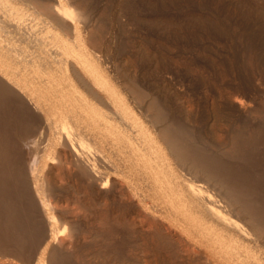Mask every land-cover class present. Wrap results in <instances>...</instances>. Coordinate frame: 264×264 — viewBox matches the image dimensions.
Segmentation results:
<instances>
[{
	"label": "bare ground",
	"instance_id": "1",
	"mask_svg": "<svg viewBox=\"0 0 264 264\" xmlns=\"http://www.w3.org/2000/svg\"><path fill=\"white\" fill-rule=\"evenodd\" d=\"M89 8L0 0V264H264V12L191 13L150 50ZM194 19L236 44L211 70Z\"/></svg>",
	"mask_w": 264,
	"mask_h": 264
},
{
	"label": "rangeland",
	"instance_id": "2",
	"mask_svg": "<svg viewBox=\"0 0 264 264\" xmlns=\"http://www.w3.org/2000/svg\"><path fill=\"white\" fill-rule=\"evenodd\" d=\"M87 1H88V3L90 2L89 11L93 16H95V14L99 11L103 12V14H104L100 20H101V25L103 27V31L105 30V32H104L105 40L111 36H114V34L116 36H118V35L120 36L119 32L121 31L120 27L122 26L125 30L126 38H130L131 42L133 41V43L132 44L130 43V45H133L134 42L141 41L143 43H146V45H148L150 47V50H152L156 46L158 47L159 43H160V45H162V43H164L163 40L168 41L169 40L168 38H170V34H171L168 32H170V31L173 32L176 30L179 34L184 35V33H186V31H187V27L189 28V25L187 26L188 23H186L185 21L186 20L189 21V19H190L189 17L191 16V13H193L191 17H193V18H194V16H195V18L200 17V18H202V20H204L208 17H211L213 19V17L216 15L215 13L222 12V11H229V12L235 11L236 12V10H237V11H241V12H244V11L246 12V10L247 11L250 10V11H256L257 13L264 12V0H130V1L129 0H127V1L126 0H91V1L87 0ZM163 11H164V14H161V13H163ZM165 14H167V15H165ZM169 14H170V16H169ZM162 17L163 18L168 17L167 19H169V22L170 21H172V22H170V24L166 25V23H164V20ZM171 18L173 20H170ZM215 18H218V17L215 16ZM160 19H161V21H160ZM208 19H210V18H208ZM154 20H157V22ZM174 22H176V24H175L176 28H173L174 24H172V23H174ZM163 23H164V25H163ZM185 23H186V26H185ZM158 24H161V26L160 25L158 26ZM183 26L186 30H184ZM200 26H199V24H197L195 22V19H194V27L192 26L193 27L192 32L195 34V35H193L195 38L193 37V40H194V41L192 40L193 45L191 44L192 46L190 48H192L194 45H196V46L198 45V46H197V48H195L196 46L193 47L194 52H192L193 48L190 50L192 53V57H194V56L196 57V58L191 57V59L194 61V64L196 63V65H199V66L204 65L208 70H211V68H212V67H210L212 65L211 63H216V62H219L220 60H223L224 58H227V56L229 55L228 53L230 52V51L228 52L227 47L233 48L236 44L234 42V43H230L231 44L230 45L227 42L226 45H224V48L227 51L224 50L225 51V52L223 51L224 54L223 53L219 54L218 50L215 48L216 47L215 44L217 42L216 40H218V39L213 40L214 39L213 36L211 38V36L207 35V33L204 32V29ZM172 28L175 30H173ZM177 28H179V29H177ZM194 30H195V32H194ZM196 30H198V31H196ZM182 32H183V34H182ZM198 34H201L202 37L199 38L200 35L197 36ZM181 35H179L180 36L179 40L182 41L183 36L181 37ZM205 35H207V36H205ZM203 37H204V39H203ZM195 39H197L200 44L197 42V40L195 42ZM202 39L204 40V42L200 41ZM194 42H195V44H194ZM202 42L204 45L202 44ZM212 43H214L213 48H211L213 46ZM181 44H182V42H181ZM160 45H159V47H160ZM205 45L207 48L206 50L208 52L210 51L209 53L211 55V58H210V56H208L209 53H207V51L205 50V47H204ZM207 45L208 46L210 45V47H207ZM176 46H177V44H176ZM199 46H200V48H199ZM220 46L222 47L221 44H220ZM214 48H215V51H214ZM202 50H204V51H202ZM216 50H217V52H216ZM196 51H200L201 53L197 54ZM212 53H213V55H212ZM221 54H223V55H221ZM206 55H207V57H206ZM213 56H215V57H213ZM204 57H205V59H204ZM216 57H218V58H216ZM200 61H203L206 63H202ZM199 63L200 64L202 63L203 65L202 64L200 65ZM162 71H163L162 69H161V71L156 72V73L145 71L143 73L142 72L137 73L139 75H136V76L139 77L140 81H142L141 84L143 83L142 85L144 88L150 89L152 84L155 81H157V80L160 81L162 79H165L166 75ZM174 72L172 71L173 74L172 73L170 74L171 77L168 76L170 79L168 84H171V86L174 89H176V88L178 90L183 89L181 87L184 86L189 91L191 90V93H193V94L197 93V89H198V88H196L197 85L195 86L194 82H191L188 80L189 78H187V75H186V72L184 69H181L179 71H174ZM226 72L228 74L227 79H230L234 75H236L235 71L232 69H231V71L228 70V67L226 68ZM232 72H234V73H232ZM143 80H144V82H143ZM228 81H230V80H228ZM226 82H227V80H226ZM190 85H192V86H190ZM191 87H195V88H191ZM194 89H195V91H194ZM247 93H249V94H247ZM251 93H252L251 91H246L244 93L240 92L239 96L243 100L247 101L250 98V96H252ZM257 98H258V96H257ZM258 102L259 101H257L255 104L256 108L259 111H262L264 113V108H263L264 105L262 103H258ZM252 106L254 107V105H252Z\"/></svg>",
	"mask_w": 264,
	"mask_h": 264
}]
</instances>
